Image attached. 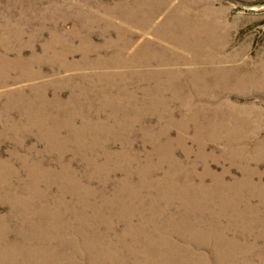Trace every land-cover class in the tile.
I'll return each instance as SVG.
<instances>
[{"label":"bare ground","instance_id":"6f19581e","mask_svg":"<svg viewBox=\"0 0 264 264\" xmlns=\"http://www.w3.org/2000/svg\"><path fill=\"white\" fill-rule=\"evenodd\" d=\"M192 1L132 0L99 13L80 9L70 14L78 18L75 28L53 31L42 53L0 49V145L10 140L15 149L9 158L21 163L0 161V204L10 208L0 217V264H264V139L256 137L264 113L250 107L243 114L241 107H231L229 114L241 121L222 122L219 115L226 109L215 108L214 102L205 105L198 97L226 93L230 84L264 87V71L245 72V60L229 65L227 57L213 51L226 46L218 37L220 24L204 17L201 11L209 8L199 10L203 16L195 21L198 9ZM96 32L102 43L94 41ZM147 32L153 37L147 38ZM108 49L115 53L101 54ZM76 51L79 62L70 60ZM93 53L99 58L92 59ZM193 63L198 68L191 66L189 72L168 67ZM135 65H149V90L142 95L149 101V118L164 119L171 112L167 97L193 101L190 119L179 126L185 134L195 128V145L184 136L179 147L163 138L169 123L158 133L151 132L155 127L150 123L147 139L144 130L133 136L136 123L119 115L112 121L86 115L111 105L90 102L94 94H111L112 86H95L139 77ZM47 67L61 73L49 80L55 83V97L73 86L69 103L53 104L56 112L67 109L70 115H50L42 107L39 101L49 94L46 82L28 85L53 75ZM77 68L99 73L79 78L68 73ZM78 80L82 87L73 85ZM181 80L192 85L196 97H188ZM139 94L127 83L118 86L121 99L132 101ZM142 103L134 104L136 112L147 102ZM122 107L112 104L115 111ZM210 114L218 117L209 120ZM65 130L70 136L61 135ZM98 131L107 140L117 132L124 145L100 147L99 137H85ZM32 134L45 143V151L34 153L37 145L32 144L22 154ZM139 136L153 147L137 149L132 143ZM47 154L55 155V161ZM111 184L107 193L104 187Z\"/></svg>","mask_w":264,"mask_h":264},{"label":"rangeland","instance_id":"374dc122","mask_svg":"<svg viewBox=\"0 0 264 264\" xmlns=\"http://www.w3.org/2000/svg\"><path fill=\"white\" fill-rule=\"evenodd\" d=\"M124 1V2H123ZM130 1L132 0H0V49H25V55H28L31 51L30 49H35L38 53H42L44 49V45L46 41L50 38L53 31L59 32H71L73 28H75L76 24L78 23V18L73 16L77 10H84L86 12L91 11H104L107 7L114 8L115 6L127 4L130 5ZM194 1V0H193ZM192 1V7L196 10L197 15L195 14L194 17L197 18L195 21H200L198 18L204 15V17L214 18L215 21L219 22L220 30L218 31L219 39L226 40V46L223 49H212L216 51L220 56L223 55L227 57L229 60L227 64H238L246 61L244 66L245 72H248L252 69L258 68V73L261 74L264 71V0H195ZM179 0H175L176 5L178 4ZM203 8H209L208 12L201 11ZM199 10L203 13V15L199 14ZM99 13V12H98ZM101 13V12H100ZM68 14V15H67ZM73 14V15H70ZM102 14V13H101ZM67 15V16H66ZM70 15V16H69ZM121 18V16L117 15ZM111 20L113 18L109 17ZM159 20L164 18V14L159 15ZM205 19V18H203ZM114 20V19H113ZM114 20V21H115ZM187 22L192 21V19L187 18ZM93 35V39L96 43H102L104 38L97 34ZM147 38H152L153 34L147 32ZM139 42L140 39H139ZM79 42L76 41V44ZM106 50V49H105ZM140 50V49H138ZM142 50V49H141ZM178 51H183V49H177ZM115 53L114 49H108V51L101 53L106 55H111ZM100 53H93L92 59L99 58ZM242 55L240 59L235 58L236 55ZM80 51H76L75 56H72L70 60L79 62L81 59ZM191 66L194 68H198L196 63L193 64H182L179 67L175 65H171L168 67H172V69H180L181 71L189 72ZM166 67V68H168ZM165 68V69H166ZM49 67L45 69L47 73H53V75H48L45 77H41L28 85L39 83V82H46L49 94L45 99H36L37 101L42 104V107L49 111L50 115H55V112L58 109H55V105H63L67 104L71 101L69 96L71 93V89L73 86H66L60 90V96L55 97L53 94V87L55 83L49 82L52 78L59 77L61 73H54L53 70L49 71ZM119 72L122 71L124 68H116ZM135 71V76L128 80L127 87L130 89H137V92L140 93L136 96L135 100L126 99L123 97L122 99L117 96L118 86L123 85L121 80L118 82H109V81H102L98 83L95 88H98V85L103 87H107L111 91L108 96H96L92 98L90 102L99 105H103V103L111 102V105H107L106 108L101 109L102 111H90L87 112L86 115H89L91 118H94V121L97 120H108L112 121L115 115L117 118H124L128 121L135 122V127L133 130V136L139 134H143V130L148 132L147 139H149V124L151 123L152 127L154 128L151 132L158 133L160 130L161 125L163 123H169L168 133L163 137L169 142L175 144V146L179 147V138L181 136L187 140L192 139V142H189L191 145H195V140L193 139L194 133L196 132L195 128H190L188 133L183 132L181 130L180 124L187 122L190 119L191 113V105L193 101L186 102L178 101L175 102L173 99H166L169 101V108L171 112L165 116L164 119H160L158 116L149 118V113L146 114V109H149V101L143 100L142 98L143 92L145 89L149 90V65L142 66V65H135L133 67ZM110 72V71H109ZM71 75L75 76V78H79L80 75H96L99 73V69L97 68H77L73 71L68 72ZM81 81V80H80ZM194 81L193 79L190 80ZM74 86L82 87V83L78 81L73 82ZM180 84L189 91L190 95L189 98L196 97L194 95L195 90L193 89L192 85L185 82L184 80L180 81ZM131 85V86H130ZM210 87H213L214 84H209ZM15 86V85H13ZM243 87V86H242ZM238 87L235 84H230L227 86V91L224 94L223 92L212 93L210 95H198L200 99L203 100L205 105H211L214 102V107L221 109H226L224 114H220L219 117L221 121L228 122L230 121L231 124L235 122L241 121L240 117H234L233 114H229L231 107H235L239 109L242 108V113H246L247 109L250 107H257L264 113V87H254L247 89L246 87ZM116 93V95H115ZM173 96V95H170ZM187 97V98H188ZM101 99V100H100ZM33 100V99H32ZM100 100V101H99ZM26 101V100H24ZM34 101V100H33ZM222 101H227L226 105L223 104ZM89 102V103H90ZM103 102V103H101ZM142 102H147L145 107L139 112H136V106L134 104H138L142 106ZM58 103V104H55ZM130 103L133 104L132 107ZM55 104V105H53ZM112 104L114 105H122L123 107L119 111H115L112 109ZM129 104V105H128ZM126 107V108H125ZM62 108V107H61ZM229 109V110H228ZM228 110V111H227ZM117 112V113H115ZM64 115H70L71 111L67 109H63L60 112ZM207 113H209L207 111ZM218 116L216 115H209L208 119L214 121ZM229 122V123H230ZM171 123V124H170ZM263 123V124H262ZM260 125V131L258 130V135L256 136L258 139H264V120ZM146 127L145 129L143 128ZM183 133H182V132ZM130 132V131H129ZM117 132L112 131L110 134L111 139L107 140L103 138L107 136L106 133L103 132H92L85 134V137L91 138L92 136L100 138V147L107 146L113 149H120L124 143L119 138L116 137ZM62 136H70L69 131L65 130L61 134ZM132 135V134H131ZM255 137V136H254ZM253 137V138H254ZM28 142L26 148L23 149L25 154L28 151V148L32 144L37 145V149L35 152H43L45 151L46 145L40 139H38L35 135H30L28 137ZM102 139L106 141H102ZM40 141V142H37ZM87 142H91L92 140H86ZM36 142V143H35ZM104 142V144H103ZM92 143L98 142L95 140ZM102 143V144H101ZM137 149L144 150V146L146 147H153L149 140L144 141L141 136L137 137L133 143ZM246 145H250L249 143L245 142ZM14 144L10 140H5L0 145V161L7 162L10 153L14 150ZM46 158L51 159L53 162L55 161V155L47 154L45 155ZM32 159L37 158V156H32ZM11 162L13 165L19 167L21 163H18V160L12 159ZM223 165V163H221ZM227 164V163H224ZM75 165L78 169H82V164L80 162H76ZM215 168H219L217 165H214ZM264 167V165H263ZM115 178H119L121 176H114ZM264 180V179H263ZM98 189L102 188V185L95 186ZM104 189L108 192L112 189V184L108 185V187H104ZM221 197H227V193H220ZM10 208H7L6 204H0V217L3 213L9 212ZM14 239V238H12ZM1 240V238H0ZM208 252L213 255V250L211 248H207Z\"/></svg>","mask_w":264,"mask_h":264}]
</instances>
